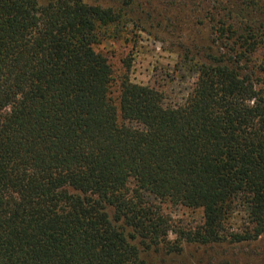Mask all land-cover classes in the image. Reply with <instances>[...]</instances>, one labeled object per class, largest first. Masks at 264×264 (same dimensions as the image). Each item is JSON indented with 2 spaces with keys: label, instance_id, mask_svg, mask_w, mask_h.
I'll return each instance as SVG.
<instances>
[{
  "label": "trees",
  "instance_id": "obj_1",
  "mask_svg": "<svg viewBox=\"0 0 264 264\" xmlns=\"http://www.w3.org/2000/svg\"><path fill=\"white\" fill-rule=\"evenodd\" d=\"M101 1L0 0V264H186L189 249L254 245L264 0H167L210 26L207 43L190 46L165 21L183 60L200 62L175 106L97 50L156 17L139 0ZM237 198L241 233L222 226ZM164 205L202 223H176Z\"/></svg>",
  "mask_w": 264,
  "mask_h": 264
},
{
  "label": "rangeland",
  "instance_id": "obj_2",
  "mask_svg": "<svg viewBox=\"0 0 264 264\" xmlns=\"http://www.w3.org/2000/svg\"><path fill=\"white\" fill-rule=\"evenodd\" d=\"M139 1L156 17L155 23L130 25L121 39L105 42L97 47V50L106 55L117 73L125 70L124 64L130 63L128 78L131 83L147 86L162 93L169 106L182 104L196 81L200 62L192 58L183 60L178 45L175 47L171 45L174 38L168 36L165 21L168 16L173 18L177 28L176 36L182 33L188 44L192 46L207 43L210 32L208 19L185 16L180 7L167 8V0ZM257 56L259 57V54ZM163 211L176 223L183 225L202 223V215L199 211L193 213L166 205L163 206ZM247 214L248 208L239 198L235 199L233 207L226 208L223 228L243 232L247 226ZM191 255L194 257L190 258ZM180 260L188 262L186 264H219L221 260L230 261L232 264H264V237L254 245L230 247L218 254L205 255L202 251L195 252L189 249L178 259V262Z\"/></svg>",
  "mask_w": 264,
  "mask_h": 264
}]
</instances>
